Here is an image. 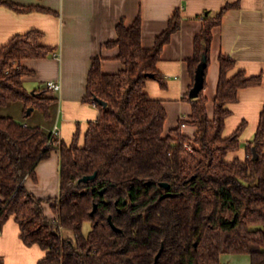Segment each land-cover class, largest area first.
I'll return each instance as SVG.
<instances>
[{"label":"trees","instance_id":"1","mask_svg":"<svg viewBox=\"0 0 264 264\" xmlns=\"http://www.w3.org/2000/svg\"><path fill=\"white\" fill-rule=\"evenodd\" d=\"M0 3L17 11H50L11 0ZM232 5L203 17L187 58L190 89L204 52L203 87L197 97L190 98L189 90L182 97L190 102L191 112L179 117L167 134L166 109L147 93L145 84L155 80L166 87L157 64L163 45L179 28L178 11L150 47L141 43L139 16L130 25L123 20L116 24V38L105 46L118 47L122 68L104 73V57L92 58L83 101L99 114L88 122L82 139L76 131L69 143L59 141L40 125L0 115V230L12 217L23 243L45 251L37 264H225L226 254H245L249 264H264V105L243 158L231 155L241 147L246 121L223 134L231 114L228 104L238 101L241 89L260 85L262 77L246 75L232 58L220 55L211 117L203 91L212 29ZM42 38L33 29L0 47V106L21 101L25 114L33 107L48 119L55 98L47 95L46 86L28 91L22 81L32 74L22 59L57 55ZM184 124L195 128L192 136L182 131ZM52 150L60 155L59 195L38 198L25 180L36 179V165ZM93 173V179L80 180ZM47 202L54 218L44 212ZM109 215L119 230L111 227ZM66 230L72 237L63 234Z\"/></svg>","mask_w":264,"mask_h":264},{"label":"crops","instance_id":"2","mask_svg":"<svg viewBox=\"0 0 264 264\" xmlns=\"http://www.w3.org/2000/svg\"><path fill=\"white\" fill-rule=\"evenodd\" d=\"M11 1L40 6L50 11H17L0 3V47L16 34L33 29L42 32L41 42L55 47L57 55L22 59L21 64L32 71V74L22 76V81L28 91L45 86L48 81H58L60 89L57 92L47 91L48 96L55 98L48 119L34 108L25 114L21 101L0 106V115L11 116L26 125H40L49 133L55 127L56 137L66 143L71 141L76 131H79L82 139L88 122L95 120L99 114L94 105L83 101L92 58L98 54L104 57L101 61L104 73H114L122 68L121 61L116 57L118 47L105 46V42L116 38V24L120 20L130 25L139 16L141 43L150 47L173 13L178 11L181 16L179 28L163 45L157 64L166 87L162 88L155 80H148L145 84L147 93L152 98L160 99L166 109L163 133L167 134L177 125L179 117H186L191 112L190 102L182 97L191 84L187 58L192 55L193 38L201 28L203 17L213 16L226 3H233L224 11L220 24L212 29L203 91L211 117L220 55L232 58L236 68L243 69L248 76L261 75L260 85L241 89L238 101L228 104L231 114L226 119L223 134H230L242 120L246 121L240 136L241 147L231 155L244 157L245 144L257 128L264 105V0ZM181 129L189 136L195 131L194 127L185 124ZM59 170V151L52 150L48 157L36 165V179L26 178L27 190L38 198L58 197ZM44 212L50 218L55 217L50 202L44 203ZM44 253L37 244L27 246L23 243L18 224L12 217L4 223L0 230V257L4 264H37ZM229 264H249V257L245 254L232 255Z\"/></svg>","mask_w":264,"mask_h":264},{"label":"water","instance_id":"3","mask_svg":"<svg viewBox=\"0 0 264 264\" xmlns=\"http://www.w3.org/2000/svg\"><path fill=\"white\" fill-rule=\"evenodd\" d=\"M205 66H206V56H205L204 52H202L201 59H200L199 63L197 64L196 68H195L193 85L189 89L188 95H189L190 98L197 97L198 94H199V91L203 87L204 68H205ZM150 76H152V74H150ZM98 102H100V103H102V104L105 105V102H103V101L98 100ZM32 109H33V107L27 108V113H29ZM256 157H257V154L255 152V149L253 148V158H256ZM94 176H95V173L90 174V175H85V176L81 177L80 180L87 181L89 179H93ZM161 186H164V187L167 188L169 185L166 182H162L161 183ZM100 192L102 193L103 190H101ZM96 208H97V204L94 203L93 208H92V211H91V214L94 213V211L96 210ZM108 222H109V224L111 225V227L114 230H119V228H117L114 225V223L112 221V218H111V215L108 216ZM161 250H162V247L159 249L158 253L156 254V257L159 256Z\"/></svg>","mask_w":264,"mask_h":264},{"label":"built area","instance_id":"4","mask_svg":"<svg viewBox=\"0 0 264 264\" xmlns=\"http://www.w3.org/2000/svg\"><path fill=\"white\" fill-rule=\"evenodd\" d=\"M45 86L47 87V89L49 91L52 92H57L60 89V83L58 81H48ZM52 137H56L57 135V131L56 128L54 127V129L50 132Z\"/></svg>","mask_w":264,"mask_h":264},{"label":"rangeland","instance_id":"5","mask_svg":"<svg viewBox=\"0 0 264 264\" xmlns=\"http://www.w3.org/2000/svg\"><path fill=\"white\" fill-rule=\"evenodd\" d=\"M29 108V107H28ZM243 146V145H242ZM89 229V224L88 223H85L84 224V227H83V230H84V232H87V230ZM63 234L65 235V236H71L72 237V233H71V231H69V230H66V231H63ZM231 257H232V255H230V254H226V255H224L223 256V262L225 263V264H229V260L231 259Z\"/></svg>","mask_w":264,"mask_h":264}]
</instances>
